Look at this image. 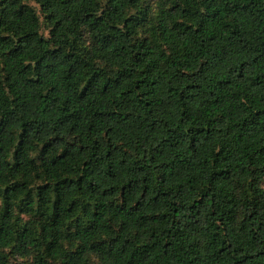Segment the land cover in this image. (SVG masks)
<instances>
[{"label": "clouds", "instance_id": "9594fccd", "mask_svg": "<svg viewBox=\"0 0 264 264\" xmlns=\"http://www.w3.org/2000/svg\"><path fill=\"white\" fill-rule=\"evenodd\" d=\"M8 113L24 173L83 181L57 222L0 193V264H264V0H0Z\"/></svg>", "mask_w": 264, "mask_h": 264}, {"label": "trees", "instance_id": "16d2710c", "mask_svg": "<svg viewBox=\"0 0 264 264\" xmlns=\"http://www.w3.org/2000/svg\"><path fill=\"white\" fill-rule=\"evenodd\" d=\"M127 23L128 19L125 20V24ZM58 51L59 49L51 50L50 58L54 60ZM43 60L44 57H41L40 60L35 62L36 68L40 66L41 61ZM45 67L50 68L51 65H45ZM36 68H34L32 64H25L22 71L27 73L30 71H35ZM37 81H39V75L37 76ZM43 95L47 96V93H43ZM11 119L12 113H8L4 117L0 118V125H7ZM19 135L23 136L24 133L21 132ZM16 141V146L19 147L18 137L16 138ZM49 148L50 145L47 143L41 146V153H46ZM0 151H3L5 157L2 165L0 166L7 170V174L12 180L11 183H4L3 180L0 179V193L3 194L5 200V216L8 215L7 201L9 199L20 200L21 203L25 204L27 209H30L33 203L36 204L37 208L50 205L52 209L53 222H57L60 219V213L62 211H66L67 213L71 214L76 205V201L74 199L68 198L67 208L65 209V201L62 198V189L60 186H71L75 184L78 187L82 183L83 177H77L75 180H73L71 176L61 175L58 179L52 178L48 180V182H45V176L35 175L34 169H30L27 173H24L20 169L19 165L16 163L17 156L19 155L16 151H12L10 156L7 146H5V148ZM62 157L63 153L56 157V159H61ZM9 165H11V167H9ZM3 174V172H0V177H3ZM77 219L79 218L77 217ZM6 227L7 225L0 224V232H3Z\"/></svg>", "mask_w": 264, "mask_h": 264}]
</instances>
